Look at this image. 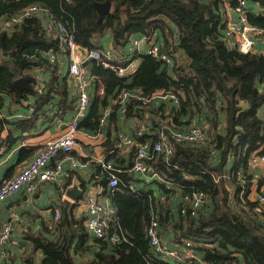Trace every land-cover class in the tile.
I'll return each instance as SVG.
<instances>
[{
    "label": "trees",
    "instance_id": "trees-1",
    "mask_svg": "<svg viewBox=\"0 0 264 264\" xmlns=\"http://www.w3.org/2000/svg\"><path fill=\"white\" fill-rule=\"evenodd\" d=\"M105 1L111 4L110 12L98 20L92 2ZM226 2L233 7L237 4L236 0H0V18L37 4L71 28L75 43L87 50L101 47L100 39L105 34L110 35L113 49H123L131 36L161 31L163 44L172 55L171 66L150 55H140L134 72L121 77L95 60L88 62L101 94L93 97L79 128L99 131L101 108L111 104V115L116 114L120 107L113 99L124 89L138 88L144 98L167 92L177 98L176 103L170 101L174 116L164 114L163 104L155 108L152 102L128 100L125 117L139 115L137 107H148L149 118L144 124L152 132L138 141L155 140L164 126L163 119H168L172 128H183L189 120L183 122L182 116H191L194 111L209 114L208 126L204 127L207 141L175 144L167 158L155 155L148 161L156 174L149 184L138 180L141 185L128 187L137 180L131 176L130 164L116 173L119 182L111 187L106 172L98 167L97 175L111 197L115 214L105 238L92 240L97 249L83 264H173L154 254L146 237L157 207L162 233L172 226L175 238L193 240L207 264H237L236 252L248 263L264 264V212L254 209L256 201L250 197L253 169L249 165L250 158L261 154L264 147V114L259 113L264 105V91L259 88L264 85V54L243 53L228 45L223 35ZM245 2L248 22L264 28V0ZM253 5L258 6L257 12L251 10ZM50 52L69 55L68 50L60 52L57 39L46 33L44 21L38 16L24 19L13 34L0 33V113L6 97L21 104L38 97L36 112L28 118H35L56 98L60 112L74 104L73 97L67 99L64 80L58 79V63L48 59ZM43 68L51 73L43 91L38 94L34 87L19 95L13 80ZM112 163L119 165L118 160ZM225 173L229 176L222 178ZM228 186L234 188L232 193ZM174 191L188 196L202 192L204 203L195 215H180L174 209L178 204V199H173ZM56 224L46 226L47 233L54 231L52 238L41 233H26L24 237L42 250L41 264H79L75 260L77 247L89 238L83 221H75L64 210Z\"/></svg>",
    "mask_w": 264,
    "mask_h": 264
},
{
    "label": "built area",
    "instance_id": "built-area-1",
    "mask_svg": "<svg viewBox=\"0 0 264 264\" xmlns=\"http://www.w3.org/2000/svg\"><path fill=\"white\" fill-rule=\"evenodd\" d=\"M236 2L237 4L234 7L229 2H226L224 5V38L229 46L240 52H254L255 42L264 40V28L248 22L245 15V0H236ZM32 16H38L44 21L46 33L57 39L60 52L68 50L69 61L67 74L73 80L74 84V93L71 96L74 98V109L62 135L47 140L45 146L34 154L12 177L0 179V203L12 197L21 188L31 193L41 182L59 181L60 176L64 175V167L66 165L71 170L86 166V162L72 152L76 143L79 124L86 117L91 105V93L88 90L96 78L89 70L88 62L90 60H95L103 68L110 69L121 77L129 75L127 71L128 66H125V63L123 64L122 62L123 56L132 59L135 56L137 58L140 55H150L163 62L166 66L173 64L172 55L166 49L165 45L159 39L155 38V33L150 36L143 34L140 37L138 35L131 36L123 49H113L112 46L95 47L89 50L84 49L86 51L85 57L79 59V49L75 52L73 51L74 48L80 47L75 43L73 30L65 24L54 20L44 8L39 7L37 4H30L21 8L17 13L0 18V33L13 34L19 30L24 19ZM172 39L176 42V32H173ZM257 53L264 54L261 51H257ZM48 59L51 63L59 62L58 56L53 52L48 54ZM38 76L36 77L35 87L38 94H40L43 91L45 81L41 77L37 80ZM37 98L33 97L31 100L28 99L25 104L26 111L22 114H11V117L22 118L32 116L36 112ZM130 98L141 100L144 104H148L154 99L177 102L175 95L169 92L158 93L152 98H144L138 88L131 90L124 89L113 99L114 103L116 101L119 103V113L122 117L125 116L126 105ZM108 113L109 109L104 108L100 116V125L104 123ZM0 117H3L2 113H0ZM163 125L161 131L158 132L157 138L153 141L147 138L143 139V141H138V138L146 133V126L143 123L134 126V137H130L125 133L118 134L122 143L128 145L137 144L136 153L129 170L134 174H138L141 178L140 180L148 184L156 177V174L153 173L151 167L148 165V161L155 155L163 154L167 158L173 153L175 144H202L207 141L206 130L201 125L190 124L185 125L183 128H172L170 122H166ZM214 151L212 150V152ZM1 153L2 150L0 148V155ZM58 156H60L59 160L54 161ZM262 162H264V147L261 154L254 155L250 158L249 165L252 168L253 165H258ZM100 167L102 171L106 172L108 185L111 187L116 186L119 182L116 173L121 171V169L110 161L101 162ZM237 174L238 178L241 179L242 171L239 170ZM228 176L229 173H225L222 175V178ZM128 187L134 189L137 187V184L131 182L128 184ZM167 187L169 188L170 186L167 185ZM173 195V199H178L177 207L174 209L180 215H195L204 203L205 198L202 192H193L188 196L174 191ZM253 200L256 201L254 209L259 213L264 212V187L256 193ZM114 214L115 208L113 205L99 201L95 195L87 196L84 226L87 232L93 235V237L105 238V230L113 220ZM58 217L59 212L55 211L54 218ZM10 230L11 226L7 223H3L0 227V264H5L3 245L8 239ZM163 235L159 227V216L158 214L154 215L146 229V237L154 254L159 255L161 259L173 264H207V261L197 252L195 243L190 238L176 237L173 238V241H169ZM111 240L115 241L116 239L111 238ZM233 255L238 257L237 264H253L244 261L240 252L233 253Z\"/></svg>",
    "mask_w": 264,
    "mask_h": 264
},
{
    "label": "crops",
    "instance_id": "crops-1",
    "mask_svg": "<svg viewBox=\"0 0 264 264\" xmlns=\"http://www.w3.org/2000/svg\"><path fill=\"white\" fill-rule=\"evenodd\" d=\"M258 9L257 5L251 6V10L255 12H257ZM223 13H225L224 9ZM137 35L138 37L142 36V34ZM155 38L163 43L161 31L157 30L155 32ZM100 44L101 46H111L110 35L105 34L100 39ZM253 51L264 52V40L255 42ZM180 58L183 59L181 56ZM122 59L123 64L125 63V66H128V74H132L139 65V58L129 59L127 56H123ZM58 61L56 65V69L58 70L57 74L59 75L58 79L60 81L64 80L68 92L67 99L69 98L70 101L72 93H74V84L73 80L69 78L67 74L68 54L59 55ZM132 64L134 65L132 66ZM50 74L47 68L34 71V73L31 74L35 77V80L30 83L32 89L36 86V77L38 75L37 80L41 77L44 81H47L50 78ZM27 75L30 74L27 73L18 77ZM97 83L98 80L95 79L93 85L88 90L91 93V102L95 94H101V88H97ZM259 88L261 91H264V85H259ZM16 91L18 92L17 89ZM3 97H5V95H3ZM9 99L10 98L6 97L4 103L5 107L1 110L3 118H0V148L2 150L0 155V179L12 177L34 154L45 146L47 140L62 135L74 109V104H72V106L64 112H60L61 109L56 105L58 102V98H56L55 102L54 100L48 102V105L41 109L39 111L40 114L35 116V118H14L11 117V114H22L26 111V102L22 104L15 103L11 102ZM151 102L155 108L163 104V109L165 110L164 114L166 116L168 113L172 116L175 115V112L171 110L172 104L169 100L163 101L161 99H154ZM111 106V104H108V106L101 108V114L104 108H108L109 113L99 131L91 132L90 130L79 128L76 134V143L72 153L86 162L85 167L71 170L68 168V165H66L64 167V175L60 176L59 181L41 182L31 193L21 188L12 197L0 203V227L3 223H7L11 226L8 239L3 245L5 264H41L43 258L42 250L34 248L32 243L25 239L24 235L26 233H41L51 238L54 237V231L51 230L50 234L47 233L46 226L49 224L54 226L61 218L64 210L70 214L75 221H83L84 224L86 219L87 196L95 195L99 201L112 205L111 197L100 182L101 178L98 177L100 174L97 175L98 167L100 170L101 162H113V160H118L119 165L116 164V166L120 169L132 163L137 144L128 145L122 143L118 134L125 133L130 137H134V126H138L141 123L144 124V120L149 118V113L147 110L148 107L144 106L141 108L137 107L139 108V111H137L139 115L122 117L119 110H117L116 114L111 115V113L114 112ZM259 113L261 115L264 114V105L260 108ZM159 114L162 113L159 112ZM206 118H209V114L206 113V111H194L191 116H182L183 122L189 120L188 125L198 124L207 128L208 122ZM164 121H166V119H163V122ZM160 125L161 123L159 126ZM145 132L146 135H148L152 131H149V128L145 127ZM106 156H108L107 160L105 159ZM59 158L60 156L54 161L59 160ZM255 167L259 168L258 171L260 174H255L252 170L253 184L251 185L250 194L252 199L258 192V188L260 190V188L264 187V162L253 165L252 169ZM229 169L230 163L226 166V170ZM131 176L137 179L133 183H136L137 186L141 185L139 182L141 178L138 174L131 172ZM71 184H76L79 190H82V196L72 199L66 195V189L70 187ZM55 211L59 212L58 218H54ZM73 226L75 227L76 225L73 224ZM88 237V241L87 237H85L83 245L77 247L78 252L75 254V260L79 264L86 263L97 249V247L93 245V235L88 233ZM165 237L169 241H173V238H175V230L172 226L165 232ZM74 241L76 242V238Z\"/></svg>",
    "mask_w": 264,
    "mask_h": 264
},
{
    "label": "water",
    "instance_id": "water-1",
    "mask_svg": "<svg viewBox=\"0 0 264 264\" xmlns=\"http://www.w3.org/2000/svg\"><path fill=\"white\" fill-rule=\"evenodd\" d=\"M92 4L97 10L98 20H100L103 17V15L110 12L111 4L109 1H105L102 3L92 2ZM77 49H79V52H80L79 59L84 58L86 54V51L84 50V48H80V47L74 48L73 51L75 52L77 51ZM34 80H35V77L32 75L18 77L13 80V86L18 90V93L21 95L23 91L30 92L32 90L30 83L33 82ZM258 170L259 168L255 167L253 169V173L260 174ZM66 195L71 197L72 199H76L77 197L82 196V190L81 189L79 190L76 184H71V186L66 189ZM156 204H157V201H156ZM156 213L159 214L158 207L156 208Z\"/></svg>",
    "mask_w": 264,
    "mask_h": 264
},
{
    "label": "rangeland",
    "instance_id": "rangeland-1",
    "mask_svg": "<svg viewBox=\"0 0 264 264\" xmlns=\"http://www.w3.org/2000/svg\"><path fill=\"white\" fill-rule=\"evenodd\" d=\"M31 99H33V97H31L30 100H31ZM166 122H169L168 119H166V121H164L163 124H165ZM231 188H232V187H229V186H228V189H230V190H231V193H232L233 190H234V188H232V189H231ZM163 236L165 237V234H164ZM165 239H166V237H165Z\"/></svg>",
    "mask_w": 264,
    "mask_h": 264
}]
</instances>
